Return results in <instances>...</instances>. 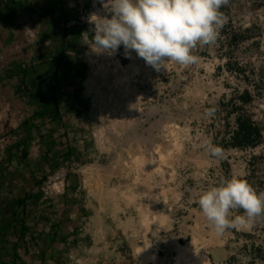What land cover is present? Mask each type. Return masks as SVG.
Wrapping results in <instances>:
<instances>
[{
    "label": "rangeland",
    "instance_id": "374dc122",
    "mask_svg": "<svg viewBox=\"0 0 264 264\" xmlns=\"http://www.w3.org/2000/svg\"><path fill=\"white\" fill-rule=\"evenodd\" d=\"M36 1L35 5L39 11L46 8L49 1L62 4L61 0ZM90 1L85 0L87 6ZM79 9L73 12V16ZM220 12L225 20L219 29L217 40L211 45L197 46L193 51V54L198 57L196 63L180 65L168 61L161 70L157 71L146 64L134 50H129V54L126 56L123 45L113 53L106 52L125 67L137 63L139 87L151 98L146 105L142 106L146 114L148 106L159 107L161 115L164 116L160 123L172 121L176 126L188 129L187 159L177 164L178 169L176 167L171 172H166L167 170L164 169L165 177H160V179H164L161 183L167 190L166 200L163 195L157 196V206L160 211L169 210L168 214L173 222V227L168 233L163 231L160 237L155 236L154 230L158 229L160 220L154 216L155 221L152 217L151 222H154L151 224L153 231L147 235L148 241L152 242L154 247L153 253L157 254L158 258L165 259L163 264H175L173 259L177 256V253L169 245H166L165 240H176V243L182 246L191 245L193 241H197L195 246L200 251L206 252L211 264H264V215L256 217L246 227L230 228L221 235L216 234L205 220L202 219L203 224H200L201 219L199 220V216L202 215L197 203L200 193L213 186H219L225 180L234 177L242 178L258 193L264 192V0H228V3L220 8ZM57 17L56 14V20H58ZM38 19L41 20V16ZM61 21L54 31L55 35L65 34V42L69 46L67 58L65 57L66 63H72L73 67L76 65L73 71L69 70L68 72L67 64L64 68L61 66L60 73H56L55 87L49 91V98H52L51 94L54 92L55 100L58 101L54 103L58 105L62 121H53L47 127L43 123L46 116H40L37 113L39 101L34 96L38 94L42 82H39V77L35 73L24 76L23 79L21 74L18 76L20 81H17V84L19 82L21 88L19 93L11 87V84L0 85V100H2V103L0 102V145L7 143L8 148H11L21 141L22 136L29 137L30 134L40 136V133L48 135L53 132L56 134L53 135L56 144L51 146V152L58 154L56 158L60 162L57 167L53 168L55 164L51 161L52 164L48 168L42 167L40 172H37L38 167H32L27 160H24L21 152L13 159H9L8 155H0L2 158L0 159L3 161L2 167L7 166L0 172V189L2 190H0V196L4 197L3 205L5 206L4 203L7 201L11 203L12 198L20 200V205L16 208V211H19L15 212L14 216L13 213L11 214L13 210L10 209L12 207L10 204V213H5L0 218V223L5 224L4 232L2 235L0 234V246L10 250L18 245H25L24 237L27 232H30V229L34 230L35 238H37V233L41 230L44 229L45 232L39 234H47L46 231L53 230L60 225L64 229L58 230L59 234L56 237L59 236L61 239L60 236L63 232L71 235L70 242L68 240L67 242L62 240L57 242L60 247L55 253L57 259L63 256L64 264H139L140 257L138 258L134 254L129 240L124 239L121 243L109 229V224L116 226L111 216L114 207L108 206L107 212L100 220L98 198L89 194L84 183L86 178L84 168L97 165L112 170L113 153L117 151L107 142L106 148L101 145L100 128L102 126L108 131L107 128L111 127L114 118H104L105 123L101 121L99 115L101 107L97 91L91 90L86 83L94 67L97 66V64L90 63L88 55H93L100 60L101 54L93 51L96 49L90 43L91 36L89 35L86 40L83 29L63 31L61 28L63 21ZM23 28L25 29V27ZM1 30L5 31V27L3 26ZM56 38L54 36V39ZM44 45L39 42L38 48L47 50ZM52 49L57 53V45ZM19 53L23 56L20 66L27 69L26 54L29 53V50L25 47L6 54L13 60L14 55ZM5 64L0 68V77L6 78L4 79L8 81L6 83H10L8 78L11 76L5 71L10 66L8 63ZM16 67V70L19 71L18 65ZM13 78L18 79L16 76ZM12 84L15 86L16 83ZM240 116L250 119L261 128L262 137L255 146L236 147L230 145L231 136L238 127L237 118ZM159 118L160 115L156 119ZM156 119H152L144 125L147 131H141V133H145V141L142 140V145L148 150L154 149L156 145L162 147V144L167 141V139L164 140L162 134L169 135L167 125L161 129L152 130ZM7 130L11 135L3 134ZM7 135L10 137L5 140L3 136ZM43 135L41 136L44 137ZM209 139L213 144L223 149L224 157L222 159L212 157L205 151L203 144L205 140ZM44 140L45 138L42 141ZM151 142L156 144L153 145ZM133 143L127 139L121 146L124 159L127 157V150L135 148V143ZM49 145L44 144L45 149L50 148ZM32 146H34L33 143H28L27 147L30 150ZM67 149L71 150L72 155L64 159ZM116 149H118L117 146ZM151 153L158 158V154L154 150ZM194 155L207 158L210 165H200ZM5 158L8 159L4 160ZM63 161L69 162L68 169L70 171L64 184V190L60 194L55 193L50 200L44 202L40 190L45 180L43 178L59 169ZM11 163L14 165L18 163L19 167L24 163L20 172H16V175L20 173L17 178H15V172H9L8 167ZM33 168L37 171L32 170ZM113 173L112 171L111 174ZM120 181L121 179L116 177L104 180L106 186L102 191L104 206L110 204L108 191L111 187L121 193L122 190L118 188ZM158 190L160 193V189ZM39 193L38 200L36 198ZM71 194L75 197L76 202L70 204L60 202L61 200L65 201V196L69 195V198H72ZM156 194L158 193L156 192ZM174 194L178 195L180 200ZM75 206H78V211L74 210ZM120 208L125 211L120 213L119 217L125 221L128 216H132L134 223L139 227L141 220L134 206L120 203ZM30 210H32L33 216H31ZM67 210L69 215H72L69 216L70 220L67 218ZM42 214L43 216L47 215L48 221L39 226V222L42 220L38 216L42 217ZM241 214H243L242 209L231 211L232 216ZM200 225L204 232L203 238L210 240L212 234H216L220 238L221 244L217 243L212 248L203 245L204 239L195 240L194 231L198 230ZM49 236H44L45 242ZM138 241L139 246H144L142 237ZM41 242V238L39 241L35 240L39 249ZM69 243H73L74 250L72 252L68 250L71 248ZM50 254L51 252L48 253V255ZM1 255L2 251H0V260L1 258L9 259V257ZM32 256L38 257L37 255H28V257Z\"/></svg>",
    "mask_w": 264,
    "mask_h": 264
},
{
    "label": "bare ground",
    "instance_id": "6f19581e",
    "mask_svg": "<svg viewBox=\"0 0 264 264\" xmlns=\"http://www.w3.org/2000/svg\"><path fill=\"white\" fill-rule=\"evenodd\" d=\"M100 54V60L93 55H88L90 63L92 65L97 64V66L94 67L86 83L91 90L97 91L101 107L99 110L101 121H104V118H114L111 127L107 128L109 129L108 131L102 126L100 128L101 145L106 148L107 142L110 147L117 151L113 153L114 164L112 165V170H110L111 168L105 169L97 165L84 168L86 176L84 183L89 194L98 198L100 220L107 212L106 208L108 206L114 207V209L112 208L111 216L116 226L109 224V229L112 235L117 237L121 243H123L124 239L129 240L134 254L138 258L140 257L139 264H163L165 259L158 258V255L153 253L152 249L154 247L151 244L152 242L148 241L147 235L150 231H153L151 230V224L154 222H151L152 217L155 221L154 216L160 220L158 229L154 230L155 236L160 237L161 232L166 231L168 233L173 227V222L168 214L169 210L160 211L157 206V196L163 195L164 200H166L167 190L161 183L164 179H160V177L164 176V169L167 170L166 172H171L177 167L178 163L187 159L186 142L189 136L188 129H182L173 124L172 121L160 123L164 116L161 115L159 107L148 106V113L144 112L142 106L146 105L151 98L139 87L137 63L125 67L120 61L114 60L106 52ZM158 115H160V118L156 119ZM152 119H156L152 125V130L161 129L166 125L169 130V135L162 134L165 138L164 140L167 139L166 143H163L162 147L159 146L160 148L156 145L152 149L158 154V158L151 153V149L148 150L142 145L143 141H145V133H141V131H147L144 125ZM127 139L135 143V148L127 150V157L124 159L120 148ZM151 144L155 145L156 143L151 142ZM116 146L118 149H116ZM194 158L200 165H210L207 158H201L197 155H194ZM112 171L114 172L113 174H111ZM113 177L121 179L122 183L121 181L118 183L120 185L118 188L122 191L119 193L117 189L111 187L108 191L110 204L104 206V194L102 193L103 187L106 188L104 180H109ZM158 189H160V193ZM156 192L161 195L156 194ZM174 196L180 200L178 195L174 194ZM120 203L134 206L141 220L139 227L134 223L132 216H128L125 221L119 217V214L125 211L122 208L119 209ZM200 219V224H203L202 219L209 223L203 215L199 216ZM201 227L202 225H200L198 230L195 229L194 231L195 240L204 239L203 245L211 246L212 248L217 243L221 244L220 238L216 234H212L210 240L203 238L204 232ZM141 237L144 241V246H139L138 244V239ZM196 242L193 241L191 245L182 246L176 243V240H165L166 245H169L177 253V256L173 259L175 264H211L206 252L200 251L195 246Z\"/></svg>",
    "mask_w": 264,
    "mask_h": 264
},
{
    "label": "clouds",
    "instance_id": "9594fccd",
    "mask_svg": "<svg viewBox=\"0 0 264 264\" xmlns=\"http://www.w3.org/2000/svg\"><path fill=\"white\" fill-rule=\"evenodd\" d=\"M228 0H101L111 14H92L94 25L90 43L98 53H113L121 45L126 56L134 50L157 71L168 61L180 65L196 63L197 46L214 44L225 18L220 8ZM203 147L212 157L222 159L223 149L205 140ZM202 215L216 234L246 227L264 215V192H257L247 181L234 177L200 193L197 201ZM242 209L243 214L231 215Z\"/></svg>",
    "mask_w": 264,
    "mask_h": 264
},
{
    "label": "crops",
    "instance_id": "0c3cea01",
    "mask_svg": "<svg viewBox=\"0 0 264 264\" xmlns=\"http://www.w3.org/2000/svg\"><path fill=\"white\" fill-rule=\"evenodd\" d=\"M20 1H21V3L17 4L15 7L12 6L11 8H7L6 10H2L6 16L5 26H9L10 24H11V26H13L14 24H17L20 27L32 26L30 28H32L33 32L32 31L29 32L31 39L29 37L30 40H28L27 42L25 40L26 36L24 34V31H22L21 28L15 29L13 27V30L15 29L14 31H16L19 36H21V37L24 36V39H22V41L24 40V42L30 44V46H32L31 47L32 49L34 46V48L36 50V48L39 47V42H41V43L45 44L44 46H46L47 50L41 49L38 52H35V54H34L33 50H31V48H29V53L26 54V58H28V64H27L28 68L27 69L21 68L22 66H20V65H22V64H20L21 61H23V56L21 54H15L13 57V60H12V58L8 57L7 63L10 67L6 68L5 71L8 72L9 75L11 76V78H8L10 80V83H6V82H8L7 80H4L6 78L0 77V85L6 86L8 84H11V87L15 88V90L19 93L21 88L19 87V82L17 84V81H20L19 77H18L19 75H16L17 72H22L21 70H24V71H26V74H28L30 76V75H33L34 70H36L35 74L37 77H39L38 78L39 82H42V84L40 85V88L38 90V95H42V94L44 95L42 97L40 96V99L42 101L46 100L45 104L47 105V107H50V106L55 107L54 104H52V105L49 104V101L51 103L53 102V101H51V98H49V91L54 89V82H55V78H56V73L54 72V69L57 65L60 66V69H59V73H60L61 69L66 67L67 63H66L65 57L68 54L67 51L69 49V46H67V44L65 42V38H64L65 34L60 33L58 35H55L54 31H56V27L61 20L65 21L66 19L71 18L73 16V12H75L79 8L85 7L87 5L85 3V0H61L62 4H58L56 1H49L48 6H46V8H44L43 10L39 11V8H36L37 6L35 5L36 0H18L17 2L19 3ZM64 2H65V4H64ZM56 14L58 16L57 17L58 20H56V18H55ZM40 16H41V20L38 19V17L40 18ZM1 25H2L1 27L4 26L3 24H1ZM40 26H42V27H40ZM54 27H55V30H54ZM54 36L57 38L54 39ZM12 42H13L12 36H11V39L9 37L6 38V46H9V44H12ZM56 45H57V53L55 52L54 49H52V47H54ZM61 47H63V48H61ZM8 52L9 51H7V53ZM67 60L69 61L70 59H67ZM71 64L72 63H70V62L67 64V66H68L67 72L69 70L73 71L74 67L76 66L75 65L73 67V66H71ZM4 65H6V64H3L2 66H4ZM16 65H18L19 71L16 70V68H17ZM61 66H62V68H61ZM11 67H13V68H11ZM37 70H38V72H37ZM12 72H14V73L12 74ZM14 76H16L18 79L13 78ZM57 79H58V77H57ZM14 80H16V81H14ZM11 82L12 83L15 82L16 83L15 86ZM53 96H54V93L52 92L51 97H53ZM0 102L2 103V100H0ZM38 104H39V106L38 105L37 106L39 108L37 109V113H39L41 111L40 109H41V106L44 104V102H42V103L39 102ZM43 116H46L45 120L43 121V123L46 124L48 121L49 115H43ZM49 125L50 124H46L47 127H49ZM3 134L11 135L10 131H8V130L6 132H4ZM9 135L3 136L5 138V140L10 137ZM41 135H43V133H40V136L39 135H33V134H30L29 137L28 136H22L21 141L18 142L17 145H15L14 147H11V148H8L7 143L3 144V145L1 144L0 145V155H3V156L8 155L9 159H11V158L13 159L15 157V155H20V152H21V155H22V157H24V160H27L28 163H30L32 165V167H35V166L38 167V171L34 168L32 169V170L37 171V172H40L39 170L42 167L48 168V166L51 165L52 162H54L55 165L53 168H55L59 164L58 163L59 160H58V158H56L58 156V154H55L54 152H51V151L48 152V150L49 149L52 150L51 146L53 144H56L54 142L56 139L55 138H54L55 140L53 139V135H56V134H53V132H50L48 135L46 134L47 136L43 135L44 137H42ZM46 137H48V138H46ZM44 138H45V140L42 141ZM41 141H42V143H41ZM28 143L34 144V146H32L30 148V150L27 147ZM44 144H47V145L50 144L49 145L50 148L45 149ZM23 150H24V152H23ZM62 150H63V153H65L64 148H62ZM68 150L69 149H67V151ZM50 153H52V154H50ZM8 158H5L4 160H6ZM1 159H0V172L2 171V169L5 170V168L7 167V166L2 167L3 161H1ZM48 163H50V164H48ZM23 164L24 163H22L19 167L18 163H16L15 165H14V163H11L10 167H8L9 172L10 173L15 172V178H17L18 175L20 176V173L18 175H16V172L17 171L20 172L21 168L24 167ZM45 177H47V176H45ZM41 179L42 178L40 176V180ZM43 179H45V178H43ZM19 181H20V177H19ZM15 183H18V181H15ZM73 190L75 191V188ZM1 191H0V194H1ZM39 195H40V193L38 194V197L36 199L39 198ZM70 197H72V198H69V195L65 196V198H64L65 201L61 200L60 202L61 203L65 202L66 204L76 202L75 197L72 194L70 195ZM3 199H4V197L0 196V218L3 217V215L5 213L9 212V205L10 204L12 206V207H10V209L13 210V211H11V214L13 213L12 215L14 216V213L19 211V210L16 211V208L20 205V200L18 201V199L16 200V199L12 198L11 203H10V201H7L4 203L5 204V206H4L3 202H2ZM13 205H14V207H13ZM75 207H76V209H74V210L78 211V206H75ZM79 211H82V210L79 209ZM30 213H31V216L34 215V214H32V210H30ZM66 214H68L67 218H69V220H70V217L72 215H69L68 210L66 211ZM81 214H82V212H81ZM46 216H43V214H42V217H41V215L38 216V218H40V220H42L39 222V226L47 223L48 217H46ZM4 225H5L4 223H0V229H1L0 234L1 235L4 232V228H5ZM6 225H8V224H6ZM63 229L64 228H62L60 225H58L53 230L46 231L47 234H45V233L39 234V233L45 232V230L43 229L39 233H37V236H38L37 238H35L36 233L33 232L34 230L30 229L29 231L33 234L34 240L39 241L40 238L42 239V242L40 244L41 246L39 245L41 247L40 249L42 251V254L38 257H34V256L28 257V255H30V253H29V250L27 249L26 244L25 245H18V246H16V248L14 247L13 249L10 248V250H9V248L7 250V247L0 246V248H1L0 251H2L1 256L9 257V259H7V260H3L4 258L3 259L1 258L0 263L1 264H64L63 256L62 257L60 256V258L57 259V255L55 253V251H58L59 247H60V245L57 244L58 241L62 240V241L67 242V240H68L70 242L71 235H69L67 232L62 233V235L60 236L61 239L59 238V236L56 237L59 234L57 231L63 230ZM47 235H50L48 237L50 239L47 238V240L45 242L44 236H47ZM68 235H69V237H67ZM72 244L69 243V246L71 248L68 249L71 252H72V250H74L72 248ZM50 252H51V254L48 255V253H50Z\"/></svg>",
    "mask_w": 264,
    "mask_h": 264
},
{
    "label": "built area",
    "instance_id": "2783aa9c",
    "mask_svg": "<svg viewBox=\"0 0 264 264\" xmlns=\"http://www.w3.org/2000/svg\"><path fill=\"white\" fill-rule=\"evenodd\" d=\"M92 14H96L101 17L107 16L108 18H111V14L107 12L102 6L101 0H91L90 4L86 7L80 8L75 16L63 21L61 28L63 31H73L76 28L83 29L84 33H89L91 35L94 25L89 23V17ZM85 39L87 40L88 38ZM68 166L69 162L63 161L59 169L46 177L43 185L40 188L42 192V201L46 202L47 200H50L55 193L60 194L61 191L64 190V184L68 173L70 172ZM33 239V234L31 232H27L24 237V242L27 246V249L29 250V253L31 255L38 256L40 255L41 250L39 249V247H37V244Z\"/></svg>",
    "mask_w": 264,
    "mask_h": 264
},
{
    "label": "trees",
    "instance_id": "16d2710c",
    "mask_svg": "<svg viewBox=\"0 0 264 264\" xmlns=\"http://www.w3.org/2000/svg\"><path fill=\"white\" fill-rule=\"evenodd\" d=\"M59 69H60V66L57 65L54 69V72L59 73ZM22 72L24 73V76L28 75V74H26V71L22 70ZM35 72H36V70H34V73ZM37 72H38V70H37ZM37 95L34 96V98H37ZM38 96L42 97L44 95L42 94V95H38ZM52 99H55V96H53ZM42 102H44V104L41 106V109H40L41 111L38 114L40 116L49 115L48 121L46 124H50L53 121L61 122L62 121V115L59 111L58 105L56 103H53L55 107L50 106V109H49V107H47V105L45 104L46 100L42 101ZM42 102H40V103H42ZM53 108H54V110H53ZM236 109H240V108H236ZM237 125H238V127H237L236 131L231 136L230 145L236 146V147H252V146H255L256 144H258L260 142L261 137H262V130L256 123L252 122L248 118L240 116L237 118ZM49 151H51V150L49 149L48 152ZM66 153H67V155L64 156L65 157L64 159H67L72 155L71 150H68ZM58 163H60V162L58 161Z\"/></svg>",
    "mask_w": 264,
    "mask_h": 264
},
{
    "label": "flooded vegetation",
    "instance_id": "af4514ba",
    "mask_svg": "<svg viewBox=\"0 0 264 264\" xmlns=\"http://www.w3.org/2000/svg\"><path fill=\"white\" fill-rule=\"evenodd\" d=\"M17 1L18 0H0V68H1V66L3 64L7 63V59H8V56L6 54L7 51H9L10 53H13L14 50H16V49H21V48L23 49L25 47L27 50H29V48L32 47V46H30V44L26 43L28 40L31 39L29 32L30 31L33 32L32 28H30L32 26H30V27H25L24 26L25 29L23 27H20L17 24H14L13 26H11V24L9 26H5V24H6V21H5L6 20V16H5V13H3L2 10H6L7 8H11L12 6L15 7L17 4L21 3V1L19 3ZM1 24L4 25L5 31L1 30L2 29V27H1L2 25ZM13 27L15 29L21 28L22 31H24V34L26 36V38H25L26 42H24V40L22 41V39H24V36L23 37L19 36L17 34V32L14 31L15 29L13 30ZM11 36H12V41L13 42H12V44H9V46H6V38L9 37L11 39ZM29 37H30V39H29ZM24 44H26V45H24ZM31 50H33V49L31 48ZM39 50H41V49L40 48H36V50L34 49L33 50L34 54H35V51L38 52ZM19 54H21V53H19ZM12 73H14V72H12ZM22 73L23 72H17L16 75H20L21 74L22 75V79H23L24 73L23 74ZM35 99H37L39 102H41L40 96L37 95V98H35ZM51 101L58 102L57 100L52 99V98H51ZM49 103H50V101H49Z\"/></svg>",
    "mask_w": 264,
    "mask_h": 264
}]
</instances>
